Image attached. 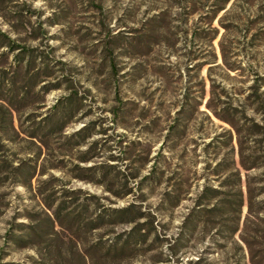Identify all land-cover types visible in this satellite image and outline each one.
I'll use <instances>...</instances> for the list:
<instances>
[{"label": "rangeland", "instance_id": "1", "mask_svg": "<svg viewBox=\"0 0 264 264\" xmlns=\"http://www.w3.org/2000/svg\"><path fill=\"white\" fill-rule=\"evenodd\" d=\"M135 228L120 264H264V0H0V264Z\"/></svg>", "mask_w": 264, "mask_h": 264}, {"label": "trees", "instance_id": "2", "mask_svg": "<svg viewBox=\"0 0 264 264\" xmlns=\"http://www.w3.org/2000/svg\"><path fill=\"white\" fill-rule=\"evenodd\" d=\"M9 46V44H8ZM14 47L9 46V50H12ZM5 109V107H2ZM7 110V109H6ZM243 206V198L240 196L239 199H232L227 201L225 207L226 212H231L236 210V208H241ZM224 207V208H225ZM134 206H129L126 208H121L113 211V215H102L98 217L96 222L99 224L105 223L106 220L112 219L118 224H132L139 220V215L133 213ZM214 212L218 209H213ZM68 218V216H65ZM63 217V218H65ZM59 219V217H57ZM73 220L76 218L72 217ZM98 226V224H96ZM99 228V227H98ZM95 228V229H98ZM123 243H115L114 245H106L102 241H98L90 247L91 252L88 253L87 257L90 260L91 264H115L122 263L123 256L127 251L132 250V248L137 247L140 243L144 242L146 239V234L142 233L139 228H135Z\"/></svg>", "mask_w": 264, "mask_h": 264}]
</instances>
